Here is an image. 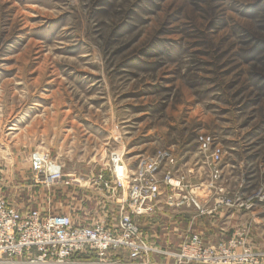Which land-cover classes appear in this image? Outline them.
Segmentation results:
<instances>
[{
    "label": "rangeland",
    "instance_id": "rangeland-1",
    "mask_svg": "<svg viewBox=\"0 0 264 264\" xmlns=\"http://www.w3.org/2000/svg\"><path fill=\"white\" fill-rule=\"evenodd\" d=\"M199 131L248 156L243 182L253 183L238 187L236 170L218 179L222 190L207 187ZM161 147L191 162L183 174L201 189L203 208L214 192L249 195L264 180V0H0V188L9 202L49 203L57 186L34 182L36 151L82 190L98 173L110 175L111 152L122 150L133 168ZM58 191L50 204L64 213ZM97 196L118 219L115 205ZM254 208L221 222L223 214L174 210L161 199L137 221L143 241L169 259L186 235L212 243L241 226L264 251V206Z\"/></svg>",
    "mask_w": 264,
    "mask_h": 264
},
{
    "label": "built area",
    "instance_id": "built-area-1",
    "mask_svg": "<svg viewBox=\"0 0 264 264\" xmlns=\"http://www.w3.org/2000/svg\"><path fill=\"white\" fill-rule=\"evenodd\" d=\"M195 143L210 170L207 187L222 190L216 183L225 154L221 140L212 132L199 131ZM174 164V152L165 147L140 156L133 168L124 163L122 150L111 152L104 168L109 177L100 172L89 185L109 191L112 202L118 204V219L107 211L84 218L55 213L49 206L44 210L19 209L0 191V264H96V258L105 259L112 252L117 256L121 251L130 261L142 259V264H148L143 257L155 250L143 241L137 220L152 214L161 197L167 208L193 206L197 215L213 216L221 207L249 211L264 206L263 180L249 195L215 193L209 207L203 208L191 191L198 186L189 185L186 176L172 168ZM30 166L36 184L82 187L65 178L62 165L51 161L47 153H32ZM249 234V228L236 227L228 238L206 243L194 232L186 235L170 256L174 264H264V251L255 248ZM80 255L87 259H79ZM116 259L107 264H122Z\"/></svg>",
    "mask_w": 264,
    "mask_h": 264
},
{
    "label": "crops",
    "instance_id": "crops-1",
    "mask_svg": "<svg viewBox=\"0 0 264 264\" xmlns=\"http://www.w3.org/2000/svg\"><path fill=\"white\" fill-rule=\"evenodd\" d=\"M227 149H225V154L223 155V160L220 164V170H221L220 178H223V180H231L230 179L231 177L229 175H231L233 171L238 170V172L240 173L239 180H238V176H237V178L235 177V181H238L237 186L238 187H242L243 185L249 186V184L253 183V181L247 180V182L245 181L246 183L243 182L244 177L246 176V178H247L246 173L248 171H250L247 169L248 167L244 166V161L246 160V158L248 156L243 157V153H242L240 155V158H239V156L236 155V153L238 151L235 153H232L231 147H227ZM250 153L251 152L245 153V154L250 155ZM182 163L183 162H179L177 160V157H176V164H174L172 166V168L174 170H178V171L183 173L182 168H184L185 165H188L191 162L187 161L186 164H182ZM202 163H203L202 165L209 168L208 165L205 163V161H202ZM254 163H255L254 161L250 162L248 166L250 167L251 165H254ZM196 165H197V163L194 162L193 166H196ZM199 168L201 169V167H199ZM187 170H189L190 172L191 171L195 172L196 169L191 168V166H189V169L187 168ZM105 177H109V176H105ZM248 178H252V175L249 174ZM54 189H60V190L58 191V190H54ZM54 189L49 190L47 192L48 193L47 194V201H49V203H47V204L44 203L45 196H42L43 198H42L41 204H39L37 208L44 210L45 208H48V206H49L50 209L53 210V205L51 206L50 202L53 201L54 199L58 198L57 191H58V193L60 192L61 195L65 196V200H63V202H65V205L61 206V211L70 213L74 217H77L79 215L78 217L89 218L90 216L92 217L93 215L99 214V212L101 211V208H102V206H100L101 201H100V199H94L93 200L94 195H98V196L103 195V197H105V199H106L105 200L106 202L113 203L112 202L113 198L109 197L110 196L109 191L105 190V193L103 194L104 189L95 188L93 186H90V187H88L86 189H82V190L79 188H76V187L75 188H70V187L58 188V187H55ZM0 191H1V188H0ZM191 191L193 192V195H196L198 197V199H197L198 201H203L204 197L199 195L201 193V189L200 190L196 189V190H191ZM196 191H198V192H196ZM211 191H213V190H211ZM78 193H83L85 198L81 199L80 197L78 198V196H75ZM236 193H238V192H236ZM120 194L121 193L118 192L117 196H120ZM210 194H211V192H210ZM214 194H215V192H214ZM84 196L82 195V197H84ZM88 196H90V197H88ZM107 197H109V198H107ZM209 197L212 198V196H209ZM161 199H162V197H161ZM92 200H93V202H92ZM106 205H104L103 207H105ZM114 205L117 208V206H118L117 202ZM220 209H221V211H220ZM243 211L244 210H241V209H239V210L238 209L228 210L227 208L221 207L213 216H209V217H214L216 214H220V215L223 214L222 218H221V220L223 219L221 222H223L224 219L230 220L234 215H237L238 212H243ZM244 212H246V211H244ZM181 213L187 214V212L185 210H183V212H181ZM220 229L223 230V227H221ZM223 239H225V238H223ZM120 253L123 254V252L121 251L118 253L117 256H114V255L111 256L110 255L109 257H107V259L105 258V259L100 260V259L96 258L95 260L99 261V263H96V264H107V262L114 260L115 258L119 259L122 264H142V259H138L137 261H130V260H128V257H127L125 252H124L125 256L123 255V257L121 256ZM93 258H94V256H93ZM144 260H147L148 264H174V260L172 257H170V259H169L168 256H164V253L159 252V251L149 252L147 256L143 257V261Z\"/></svg>",
    "mask_w": 264,
    "mask_h": 264
}]
</instances>
